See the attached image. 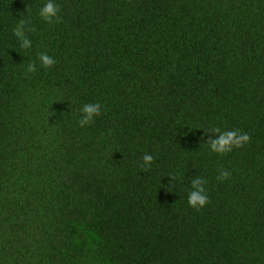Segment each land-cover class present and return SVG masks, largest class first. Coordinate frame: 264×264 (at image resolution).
I'll return each instance as SVG.
<instances>
[{"label":"trees","instance_id":"trees-1","mask_svg":"<svg viewBox=\"0 0 264 264\" xmlns=\"http://www.w3.org/2000/svg\"><path fill=\"white\" fill-rule=\"evenodd\" d=\"M46 2L0 0V264H264V0Z\"/></svg>","mask_w":264,"mask_h":264},{"label":"clouds","instance_id":"clouds-1","mask_svg":"<svg viewBox=\"0 0 264 264\" xmlns=\"http://www.w3.org/2000/svg\"><path fill=\"white\" fill-rule=\"evenodd\" d=\"M58 7L55 0H47V2L40 8L39 16L49 22L53 23L59 20ZM25 27L22 25L15 30V36L21 42L20 47L23 49H29L32 46V41L25 35ZM56 60L54 57L47 53L39 54V64L43 68H49L55 65ZM27 71L30 73H36L38 71L37 63L34 61L29 64ZM81 117L79 119L80 126H87L95 121L97 117L102 114V105L99 102L84 104L80 109ZM218 135L212 138L207 144L210 151L219 155H224L231 152L234 148L242 147L249 141L247 133H240L237 130L222 131L219 127L211 128ZM154 157L151 154L145 153L143 156L144 166H150ZM231 176V173L225 169L220 170L218 179L225 180ZM207 180L198 176L192 179L191 189L188 192V203L193 208H202L209 200L207 195V189L205 185Z\"/></svg>","mask_w":264,"mask_h":264}]
</instances>
